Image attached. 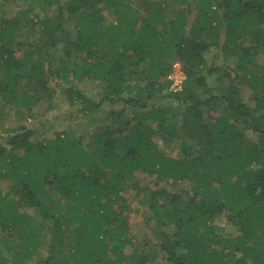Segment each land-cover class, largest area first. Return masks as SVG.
<instances>
[{
  "label": "trees",
  "instance_id": "trees-1",
  "mask_svg": "<svg viewBox=\"0 0 264 264\" xmlns=\"http://www.w3.org/2000/svg\"><path fill=\"white\" fill-rule=\"evenodd\" d=\"M2 2L0 106L31 115L63 81L86 127L0 135V264H264V0ZM137 172L188 181L149 191L142 247L122 194Z\"/></svg>",
  "mask_w": 264,
  "mask_h": 264
},
{
  "label": "rangeland",
  "instance_id": "rangeland-1",
  "mask_svg": "<svg viewBox=\"0 0 264 264\" xmlns=\"http://www.w3.org/2000/svg\"><path fill=\"white\" fill-rule=\"evenodd\" d=\"M0 0V8L5 11L7 15H11L15 10L16 6L13 3L2 2ZM211 50L209 54H206V58L209 63L220 64L221 58L217 56ZM217 53V52H216ZM218 54V53H217ZM178 60V59H177ZM59 84H56V81L49 79L48 85L53 89L52 100L49 103L40 104L29 114L26 110L18 109L16 107L9 108L8 106H0V135H5L8 130H14L23 126L31 127L34 129L35 134L38 138L47 139L55 131L63 129H82L86 127V120L81 118L72 119L75 116L74 106H71L65 100L64 93L62 91L63 81H59ZM225 82H223L224 84ZM84 89L96 90V84L93 81H85L83 83ZM251 90L244 89L239 96L241 98L248 99V94ZM97 95V94H95ZM122 103L115 104L113 106H120ZM109 105H104V108H110ZM77 106H75V109ZM94 115L95 113L92 112ZM92 129V128H91ZM91 133V132H89ZM153 140L157 143L159 147L165 150L168 153L175 154L179 147V139L168 140L163 138L161 135H155ZM2 141V139H0ZM4 141V140H3ZM139 179L138 188L132 189L130 187L125 188L122 192L126 198L127 208L125 209V214L128 216V223L130 226L129 236L133 245H139L142 247L139 242H142L145 236L151 238V241H155L154 232L151 231V227L154 226L155 222L151 220L146 226L145 215L148 214V208L145 201L147 200V195L151 189H154L157 185H163L168 188V190L175 191L182 188L188 187V181H177L176 183L172 180H162L156 181L154 176L137 172L136 173ZM10 185L9 179L0 180V187L6 189ZM30 213H34L32 209L28 210ZM155 227V226H154ZM153 230V228H152ZM226 232H236V227L234 225H227L225 227ZM146 252H149L148 249H145ZM27 264H34L33 260L27 262Z\"/></svg>",
  "mask_w": 264,
  "mask_h": 264
},
{
  "label": "built area",
  "instance_id": "built-area-1",
  "mask_svg": "<svg viewBox=\"0 0 264 264\" xmlns=\"http://www.w3.org/2000/svg\"><path fill=\"white\" fill-rule=\"evenodd\" d=\"M167 79L170 82L169 89L171 91H181L183 89L186 73L180 60H173L171 69L167 74Z\"/></svg>",
  "mask_w": 264,
  "mask_h": 264
}]
</instances>
